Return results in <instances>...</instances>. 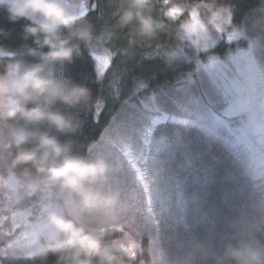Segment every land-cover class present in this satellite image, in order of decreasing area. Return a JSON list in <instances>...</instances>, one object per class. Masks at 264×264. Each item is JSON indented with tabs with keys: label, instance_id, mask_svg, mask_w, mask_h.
I'll return each instance as SVG.
<instances>
[{
	"label": "rangeland",
	"instance_id": "374dc122",
	"mask_svg": "<svg viewBox=\"0 0 264 264\" xmlns=\"http://www.w3.org/2000/svg\"><path fill=\"white\" fill-rule=\"evenodd\" d=\"M169 13L180 28L164 53L190 64L189 73L167 88L135 82L89 150L123 161L112 183L127 210L107 232H128L139 243L127 264H208L205 249H220L242 219L264 221V140L242 131L257 125V111L264 115V6L240 25L229 8L213 1L185 2ZM99 40L100 54L111 51L109 35L100 33ZM225 40L245 48L219 52ZM27 205L35 210L38 203L0 188V224L14 222ZM9 226L0 230L5 244Z\"/></svg>",
	"mask_w": 264,
	"mask_h": 264
},
{
	"label": "clouds",
	"instance_id": "9594fccd",
	"mask_svg": "<svg viewBox=\"0 0 264 264\" xmlns=\"http://www.w3.org/2000/svg\"><path fill=\"white\" fill-rule=\"evenodd\" d=\"M151 3L123 0L117 27L154 38L163 25L146 14ZM80 5L81 0H0L10 22L29 21L24 38L38 45L19 53L0 46V188L31 197L42 208L39 216L21 218L25 230L40 236L26 258L46 262L52 253L55 264H92L94 259L127 264L140 250L135 237L128 232L117 239L105 236L127 210L122 191L112 183L123 161L81 154L71 140L61 139L75 135L81 120L59 106L75 109L92 101L89 87L62 69L81 55L82 45L92 57L101 52L100 33ZM112 31L103 29L106 35ZM204 259L208 264H264V221L242 219L220 249H205Z\"/></svg>",
	"mask_w": 264,
	"mask_h": 264
},
{
	"label": "trees",
	"instance_id": "16d2710c",
	"mask_svg": "<svg viewBox=\"0 0 264 264\" xmlns=\"http://www.w3.org/2000/svg\"><path fill=\"white\" fill-rule=\"evenodd\" d=\"M93 1L96 4V9L88 13L86 18L94 22L99 33H104L103 29L106 26L113 29L112 34L109 35V48L114 53L112 55L113 63L104 77L98 76L95 61L82 45L81 55H74V62L64 66L62 72L65 76L72 77L88 86L92 101L87 106H80L75 109L63 105L59 106L66 113L74 112L81 120V128L75 135H61L62 140H71L74 149L81 154L89 153L91 146L98 141L99 133L102 130L104 131L126 97L128 90L135 82L140 81L146 83L149 87L158 88L172 84L189 73L190 64L184 63L178 58L169 57L164 53V47L174 40L180 28L177 20L165 15L166 12L171 11L172 6L185 2L190 4L213 1L225 5L231 10L236 25H240L244 16L248 13L264 6V0H169L168 3H165L164 0H152L151 5L146 9V14L152 15L155 20L162 23L163 27L157 30L154 38L148 39L132 33L128 29L117 27L119 21L118 10L121 9L123 0ZM27 23L29 21L25 19L10 22L8 12L4 8H0V28H3L6 33L0 35V46L17 53L27 51L29 47H38L31 37L27 40L24 38L23 29ZM241 45L243 44L240 42L237 44L234 40H225L218 44L217 50L219 52L224 50L230 52L236 46L243 51L242 48L245 47ZM44 50H47V48ZM241 56L246 58L245 60L248 59L246 53L241 54ZM248 68L251 70L248 73L249 77L250 75L251 78L254 77L253 67L249 66ZM237 69L241 72L240 66H237ZM261 91L263 93L259 99L264 102V89ZM244 105L242 103L240 116L246 112ZM101 111L103 114L100 117V123L95 124L93 118L100 115ZM261 115L262 113L259 111L256 112L257 125L253 126V129L249 128L250 126L248 128L243 127V134H254L264 140V115L263 117ZM225 124L228 125L229 123ZM44 127H48V125H44ZM105 236L107 239H117L122 237V233L120 231H110L105 233ZM146 247V245L143 246L141 255L148 261L149 254ZM55 260L56 257L52 253H49L46 262L39 258L28 259L9 255L3 260V264H55ZM92 264H99V261L94 259Z\"/></svg>",
	"mask_w": 264,
	"mask_h": 264
},
{
	"label": "snow or ice",
	"instance_id": "6c2138e0",
	"mask_svg": "<svg viewBox=\"0 0 264 264\" xmlns=\"http://www.w3.org/2000/svg\"><path fill=\"white\" fill-rule=\"evenodd\" d=\"M93 10H95V8H93ZM213 49L214 48H211L209 50L213 51ZM201 54H203L204 56H207L208 52L207 51L206 52H202ZM92 58L95 61V67H96L97 75L101 76V77H104L105 74L108 72V70L112 66V63H113L112 55L96 54ZM168 86L169 85H167L165 88H167ZM157 91H159V89H157ZM102 114H103V112L101 111L100 115L94 116L93 122L95 124H99L100 123V117H101ZM102 135H105L103 130L99 133V136H98L97 140H99ZM111 135L114 137L116 135V133L115 132H111ZM101 143H103L102 140H101ZM5 224L10 225L8 227V231L6 233V236L8 237V241H7L6 244H4L3 241H0V244L4 245V246L0 247V251H4V252H8V251L18 252V251L22 250L24 247L30 246L31 243L34 242L35 233L27 231V230H24L19 225V219L18 218L14 222L5 220L3 224H0V230H2L4 228Z\"/></svg>",
	"mask_w": 264,
	"mask_h": 264
},
{
	"label": "flooded vegetation",
	"instance_id": "af4514ba",
	"mask_svg": "<svg viewBox=\"0 0 264 264\" xmlns=\"http://www.w3.org/2000/svg\"><path fill=\"white\" fill-rule=\"evenodd\" d=\"M82 1H86V6H87V9L89 10V13L93 11V8L96 9V4L94 3L93 0H81V7L83 6L82 5ZM158 119V118H157ZM160 119V118H159ZM149 151H152V149H150ZM145 152H148V151H145ZM148 156V154L144 153V155L142 156V161H141V166L144 165L147 161H146V157ZM131 162V161H130ZM30 199V197H29ZM28 201V200H27ZM31 202V201H30ZM23 211L19 212V225L25 230V228L23 227L22 223H21V218L22 217H26V216H32V215H35V216H39L42 214V208L37 205V207L35 208V210H33V208L31 206H26L25 210L22 209ZM40 240V236L35 233V237H34V242H39ZM5 244V243H4ZM4 246L3 244H0V247ZM26 250L21 251V252H11V251H8V252H4V251H0V264H3V260L7 257L10 256H13V257H20V258H23L25 257L24 253H25Z\"/></svg>",
	"mask_w": 264,
	"mask_h": 264
},
{
	"label": "water",
	"instance_id": "95a60500",
	"mask_svg": "<svg viewBox=\"0 0 264 264\" xmlns=\"http://www.w3.org/2000/svg\"><path fill=\"white\" fill-rule=\"evenodd\" d=\"M86 1H82V8H83V10L84 11H86L87 12V14L89 13V10L87 9V6H86V3H85Z\"/></svg>",
	"mask_w": 264,
	"mask_h": 264
}]
</instances>
